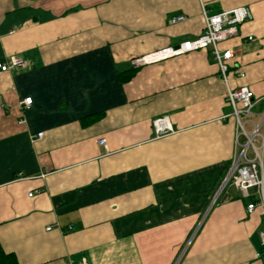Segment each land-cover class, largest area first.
Segmentation results:
<instances>
[{
    "label": "crops",
    "instance_id": "0c3cea01",
    "mask_svg": "<svg viewBox=\"0 0 264 264\" xmlns=\"http://www.w3.org/2000/svg\"><path fill=\"white\" fill-rule=\"evenodd\" d=\"M202 6L252 12L220 48L256 121L264 0H0V64H25L0 71V246L18 264H264L260 208L222 186L239 149L213 57L139 61L200 36Z\"/></svg>",
    "mask_w": 264,
    "mask_h": 264
},
{
    "label": "built area",
    "instance_id": "2783aa9c",
    "mask_svg": "<svg viewBox=\"0 0 264 264\" xmlns=\"http://www.w3.org/2000/svg\"><path fill=\"white\" fill-rule=\"evenodd\" d=\"M201 16L203 31L196 39L183 42L177 48L161 50L139 61L148 63L198 50L209 51L226 88L225 101L230 108L229 116L236 126L234 147L239 149L238 154H235L231 161L222 186L230 183L243 198L248 199L249 203L245 207L247 215H251L258 207L264 217V109L258 115V119L253 120V109L256 104L254 95L246 86L231 87L229 70L232 67L230 62L233 59V53L220 48V44L237 35L238 27L252 19V12L247 7H238L208 14L202 6ZM185 19L183 15H176L169 20V23L174 25ZM251 39L247 37L248 41ZM24 65L23 60L11 58L7 64H0V71L7 72ZM235 75L238 79L244 78L241 72H236ZM30 105L31 98H25L22 101L23 109L29 108ZM153 128L157 136L171 131L164 119L155 120ZM42 136L43 134L40 133L36 137L42 138ZM97 144L104 146L105 140L99 139ZM260 239L264 245V232L260 234Z\"/></svg>",
    "mask_w": 264,
    "mask_h": 264
},
{
    "label": "trees",
    "instance_id": "16d2710c",
    "mask_svg": "<svg viewBox=\"0 0 264 264\" xmlns=\"http://www.w3.org/2000/svg\"><path fill=\"white\" fill-rule=\"evenodd\" d=\"M232 69L233 67H231L229 70V76ZM121 76H122V82H125L129 78L128 72L121 73ZM0 264H18V262L15 259L14 255L5 253L0 246Z\"/></svg>",
    "mask_w": 264,
    "mask_h": 264
}]
</instances>
